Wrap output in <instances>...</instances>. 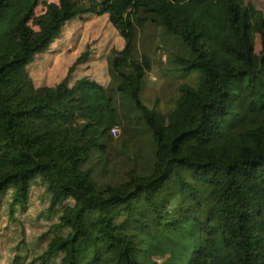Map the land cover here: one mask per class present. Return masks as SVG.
<instances>
[{"label": "trees", "instance_id": "1", "mask_svg": "<svg viewBox=\"0 0 264 264\" xmlns=\"http://www.w3.org/2000/svg\"><path fill=\"white\" fill-rule=\"evenodd\" d=\"M86 13L107 14L123 39L110 73L156 146L151 173L119 184H98L86 166L121 124L105 87L35 86L26 68ZM135 20L179 36L190 55L178 68L201 72L196 87L179 85L166 122L139 97L150 63ZM262 23L244 0H0V198L11 192L10 214L24 211L32 182L45 184L59 232L38 264H264Z\"/></svg>", "mask_w": 264, "mask_h": 264}, {"label": "rangeland", "instance_id": "2", "mask_svg": "<svg viewBox=\"0 0 264 264\" xmlns=\"http://www.w3.org/2000/svg\"><path fill=\"white\" fill-rule=\"evenodd\" d=\"M252 4L263 15L264 0H244ZM43 6L37 8V13ZM137 29L136 49L146 55L150 70L142 79L139 97L152 110L167 115L176 105L180 84L197 86L201 72L178 68L176 57H188L189 47L177 35L167 34L153 22L134 21ZM124 41L111 25L107 14H83L67 21L56 37L43 51L37 53L27 64V72L35 86H54L63 80L72 85L86 78L103 85L113 99L121 124L116 134L111 132L105 154L94 153L86 166L100 185L119 184L126 180L130 170L139 175L151 173L155 142L151 129L140 121L141 112L136 109L126 93L116 89L110 73L108 56L112 49H122ZM261 49L260 36H255V51ZM86 55L83 56V54ZM11 192L0 198V264H38L48 240L57 232L58 209H48L50 197L45 184L36 179L32 182L27 209L17 208L10 214ZM175 205L172 201L170 207ZM35 259V261H33ZM58 258L50 264H58Z\"/></svg>", "mask_w": 264, "mask_h": 264}, {"label": "built area", "instance_id": "3", "mask_svg": "<svg viewBox=\"0 0 264 264\" xmlns=\"http://www.w3.org/2000/svg\"><path fill=\"white\" fill-rule=\"evenodd\" d=\"M116 134V127L111 128L110 133Z\"/></svg>", "mask_w": 264, "mask_h": 264}]
</instances>
